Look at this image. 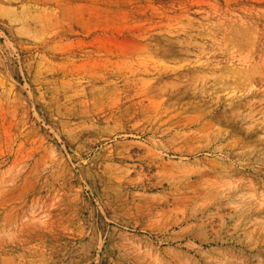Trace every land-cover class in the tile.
<instances>
[{"label": "rangeland", "instance_id": "obj_1", "mask_svg": "<svg viewBox=\"0 0 264 264\" xmlns=\"http://www.w3.org/2000/svg\"><path fill=\"white\" fill-rule=\"evenodd\" d=\"M0 264H264V0H0Z\"/></svg>", "mask_w": 264, "mask_h": 264}, {"label": "bare ground", "instance_id": "obj_2", "mask_svg": "<svg viewBox=\"0 0 264 264\" xmlns=\"http://www.w3.org/2000/svg\"><path fill=\"white\" fill-rule=\"evenodd\" d=\"M6 218H7V216H6Z\"/></svg>", "mask_w": 264, "mask_h": 264}]
</instances>
